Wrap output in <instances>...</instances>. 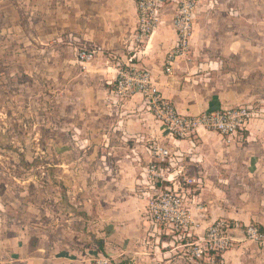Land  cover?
Listing matches in <instances>:
<instances>
[{"label": "crops", "instance_id": "0c3cea01", "mask_svg": "<svg viewBox=\"0 0 264 264\" xmlns=\"http://www.w3.org/2000/svg\"><path fill=\"white\" fill-rule=\"evenodd\" d=\"M27 4L31 9L37 0ZM208 4L200 3L189 56L177 59L170 74L163 63L176 40L171 7L137 66L150 72L180 115L255 106L261 115L250 121L243 140L227 142L198 130L179 141L144 110L140 96L112 102L111 86L137 23L135 0H60L55 15L45 3L44 28L39 35L28 31L32 41L58 44L73 36L96 49L85 68L74 54L70 62L57 64L61 87L77 95L76 119L84 123L80 133L87 139L78 148L80 160L67 156L72 148H60L67 172L59 182L62 192H47L35 203L25 194L0 199V264H91L97 256L116 263L172 264L171 251L153 253L145 245L146 198L139 186L153 141L181 154L186 170L202 178L203 187L189 204L203 206V217L197 218L201 226L227 219L241 227L255 225L264 234V0H218L215 9ZM4 8L0 0V18ZM2 22L16 26L6 18ZM220 264H264V242L237 243Z\"/></svg>", "mask_w": 264, "mask_h": 264}, {"label": "built area", "instance_id": "2783aa9c", "mask_svg": "<svg viewBox=\"0 0 264 264\" xmlns=\"http://www.w3.org/2000/svg\"><path fill=\"white\" fill-rule=\"evenodd\" d=\"M202 0H135L137 23L127 47V58L121 61L110 90V99L119 105L132 97L140 96L144 110L160 123L172 138L184 141L198 130L213 132L226 139L243 140L251 120L261 115L255 106L243 105L218 111L202 112L197 116L177 113L164 99L152 81L150 72L138 67V57L145 55L147 44L158 28L166 8H173L171 20L176 34L173 48L165 55L163 71L170 74L173 63L187 58L194 19ZM75 51L83 68L96 57V49L87 47L79 39H66ZM128 54L131 58H128ZM147 152L151 160L143 167L140 192L146 198L145 218L148 229L145 245L160 253L168 247L183 251V257L197 264H220L222 256L237 243L264 242V234L255 225L241 227L227 219H217L205 227L197 219L203 217V206L190 208V197L203 187L200 176L186 170L184 158L166 146L150 142ZM238 232L239 236H235ZM186 259V260H187ZM91 264H111L104 256L95 257Z\"/></svg>", "mask_w": 264, "mask_h": 264}, {"label": "rangeland", "instance_id": "374dc122", "mask_svg": "<svg viewBox=\"0 0 264 264\" xmlns=\"http://www.w3.org/2000/svg\"><path fill=\"white\" fill-rule=\"evenodd\" d=\"M207 1L211 4H208L209 9L217 7L218 0ZM3 2L5 16L0 18V199L12 201L14 196L25 194V198L35 203L41 201L39 196L44 199L47 192L55 195L64 189L60 183L67 172L61 166L60 148H72L67 156L80 160L82 155L78 154V148L86 143L87 138L80 133L84 123L76 119L80 111L75 101L77 95L74 96L71 87H61V72L57 67L61 61L69 59L70 62L74 56L76 59V55L66 39L57 44L32 41L28 35V31L37 35L42 32L45 3L55 15V6L60 0H37L31 9L27 0L24 3L22 0ZM198 12L199 9L194 23ZM4 18L16 26L2 22ZM90 45L86 44L93 47ZM49 51H53L50 56ZM26 194H31V198ZM164 251H171L172 264L175 261L176 264H195L183 257V251L171 247ZM108 259L111 264H126V261L116 263Z\"/></svg>", "mask_w": 264, "mask_h": 264}]
</instances>
